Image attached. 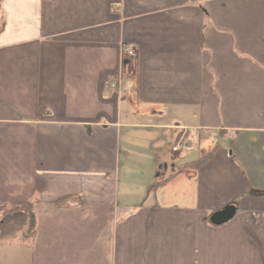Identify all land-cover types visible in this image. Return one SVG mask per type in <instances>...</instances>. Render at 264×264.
Wrapping results in <instances>:
<instances>
[{
	"label": "crops",
	"instance_id": "0c3cea01",
	"mask_svg": "<svg viewBox=\"0 0 264 264\" xmlns=\"http://www.w3.org/2000/svg\"><path fill=\"white\" fill-rule=\"evenodd\" d=\"M34 198L0 264H264V0H0V205Z\"/></svg>",
	"mask_w": 264,
	"mask_h": 264
},
{
	"label": "rangeland",
	"instance_id": "374dc122",
	"mask_svg": "<svg viewBox=\"0 0 264 264\" xmlns=\"http://www.w3.org/2000/svg\"><path fill=\"white\" fill-rule=\"evenodd\" d=\"M124 55H128V52ZM130 56V55H128ZM134 56V55H133ZM122 79L118 80V82H116V86L115 87H111V88H119L120 85L122 84V82H120ZM216 138V141H215V144H217L218 142H220L223 146H226V147H230V150H233L234 149V142L231 140V139H228V140H225V139H222V138H218L217 136L215 137ZM174 140H175V136L171 137V143H170V146H169V154H172L174 153V150H172V146L174 144ZM178 148H183L182 146L178 147ZM167 151V149L165 150ZM162 171H164V169H161ZM169 170V169H168ZM172 172H179V169H171ZM131 199H136V196L132 197ZM135 202H138V200H135ZM138 206H140L139 204L136 206V205H133V206H130V210L131 211H134L138 208ZM29 207H27L25 210H27ZM15 210H17L18 212H16ZM21 210H24L21 206H17L15 204H11V205H0V230H2L5 226V224H8L11 225V219L12 218V214L14 215H19V216H22V217H25L26 219V228H25V232H26V236L28 235H31V232H32V225H31V217L28 213H25L24 211H21ZM11 214V215H10ZM15 225L19 226V224H16ZM20 226H19V231H22L20 230ZM28 238V237H27ZM7 240H9V238H7ZM12 240H15V237H12ZM20 240H22V237H20ZM3 242H6V240H3Z\"/></svg>",
	"mask_w": 264,
	"mask_h": 264
},
{
	"label": "water",
	"instance_id": "95a60500",
	"mask_svg": "<svg viewBox=\"0 0 264 264\" xmlns=\"http://www.w3.org/2000/svg\"><path fill=\"white\" fill-rule=\"evenodd\" d=\"M236 210L237 208L234 204L227 205L224 208L212 213L210 215V221L214 225H222L230 221L235 216Z\"/></svg>",
	"mask_w": 264,
	"mask_h": 264
},
{
	"label": "trees",
	"instance_id": "16d2710c",
	"mask_svg": "<svg viewBox=\"0 0 264 264\" xmlns=\"http://www.w3.org/2000/svg\"><path fill=\"white\" fill-rule=\"evenodd\" d=\"M45 188V182L42 179H37L36 180V191L37 193L41 192L43 189ZM65 198H61V199H57L56 203L62 202V200H64ZM38 201L37 198H34L32 200L26 201V202H21V203H13L17 206H21L24 210L25 213H28L30 215L31 219V225L33 227V207L35 205V203ZM27 207H29L27 210H25ZM16 212H18L17 210H15Z\"/></svg>",
	"mask_w": 264,
	"mask_h": 264
},
{
	"label": "built area",
	"instance_id": "2783aa9c",
	"mask_svg": "<svg viewBox=\"0 0 264 264\" xmlns=\"http://www.w3.org/2000/svg\"><path fill=\"white\" fill-rule=\"evenodd\" d=\"M125 52H126V53L128 52V55H130V56L135 55V50H134V48H133L132 46L124 47V54H125ZM120 79H123V75H119V76H117V77L115 78L114 81H112V82H108L109 85H110V87H115V86H116V82H118V80H120ZM182 143H183V141L180 139L179 142L177 143V145H176V146H173L172 149H173L174 151L177 150L178 147L182 146Z\"/></svg>",
	"mask_w": 264,
	"mask_h": 264
}]
</instances>
